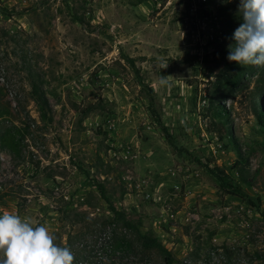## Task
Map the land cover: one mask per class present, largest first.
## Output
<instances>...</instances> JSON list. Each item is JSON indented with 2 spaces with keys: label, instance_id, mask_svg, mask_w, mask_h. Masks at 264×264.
<instances>
[{
  "label": "rangeland",
  "instance_id": "rangeland-1",
  "mask_svg": "<svg viewBox=\"0 0 264 264\" xmlns=\"http://www.w3.org/2000/svg\"><path fill=\"white\" fill-rule=\"evenodd\" d=\"M238 4L0 0V212L46 224L64 245L72 236L74 264H166L110 222L109 203L173 264H264V128L252 99L264 66L225 79ZM216 168L241 196L221 189ZM79 193L76 208L67 197Z\"/></svg>",
  "mask_w": 264,
  "mask_h": 264
},
{
  "label": "clouds",
  "instance_id": "clouds-1",
  "mask_svg": "<svg viewBox=\"0 0 264 264\" xmlns=\"http://www.w3.org/2000/svg\"><path fill=\"white\" fill-rule=\"evenodd\" d=\"M229 3L231 0H222ZM239 26L231 36L227 59L238 65L264 66V0H239ZM161 85H166L163 77ZM67 246L55 243V236L43 223L0 212V264H73Z\"/></svg>",
  "mask_w": 264,
  "mask_h": 264
},
{
  "label": "trees",
  "instance_id": "trees-1",
  "mask_svg": "<svg viewBox=\"0 0 264 264\" xmlns=\"http://www.w3.org/2000/svg\"><path fill=\"white\" fill-rule=\"evenodd\" d=\"M229 65L233 71L231 72V74L226 75L225 79L228 82L231 80H235V81L239 82L241 76L243 75L244 69H242L241 65H238L236 62H230ZM33 92L35 95V100L39 105L42 117L43 118L47 117V115H46L47 111L46 110L50 106L48 98L46 97L45 93L42 92V90L39 89L37 86H35ZM263 97H264V72H262L260 74V76L257 80L256 86H255L254 92H253V98H252L254 101L253 113L257 117L259 124L261 126H263V128H264V109L260 107V104L258 102V101L262 100ZM217 111H218L219 116L221 118H223V120L226 119L225 114L222 111H220V110H217ZM221 124H222V126L227 127V125H228L227 119L225 120L224 123H221ZM227 129H228V135L231 137V130H230V128H227ZM231 142L233 143V141H231ZM216 171H217L216 172L217 177L220 181V187L222 190L226 191L227 193L235 194L238 196L242 195V191L240 189V186H238L237 184H233L232 180H230V181L227 180V178H226L227 174H226L225 170L216 168ZM99 188H100V191L102 192V195L105 198V200L107 202H109V198H108L107 193L104 189V186L102 184H100ZM249 201L252 205H255V206L259 205L254 200H252L250 198H249ZM109 205H110L109 207H110L112 214H113L111 221H110L112 224L121 225L125 229V231L133 232L135 234V236L137 237V240L144 247H146V248H157L158 250H160L161 253L164 255L166 264H173L174 263V256L172 255V252L170 250H168L162 244V242L159 240V238L156 235H153L152 232H148V233L142 232L136 223H134L132 220L127 218V216L123 210L117 208L112 203H109ZM123 237L124 238H122V240L120 241L121 245L131 247L132 242L127 238V234H123ZM68 238L69 239H68V242L66 245L61 243L60 240H55V243L59 244L60 246H67L71 250V248L73 247L72 245L74 244V240H73L72 236H70ZM75 260H76V257H74V261Z\"/></svg>",
  "mask_w": 264,
  "mask_h": 264
},
{
  "label": "built area",
  "instance_id": "built-area-1",
  "mask_svg": "<svg viewBox=\"0 0 264 264\" xmlns=\"http://www.w3.org/2000/svg\"><path fill=\"white\" fill-rule=\"evenodd\" d=\"M214 36V35H213ZM216 36H214V39H216ZM111 178V177H110ZM67 199L71 200L72 201V204L73 206H75L76 208H78L77 206H79V203L81 201H84L85 200V196L83 195V193H79L78 195H75L73 199L67 197Z\"/></svg>",
  "mask_w": 264,
  "mask_h": 264
}]
</instances>
